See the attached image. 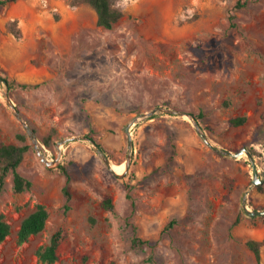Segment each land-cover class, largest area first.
<instances>
[{
	"label": "rangeland",
	"instance_id": "374dc122",
	"mask_svg": "<svg viewBox=\"0 0 264 264\" xmlns=\"http://www.w3.org/2000/svg\"><path fill=\"white\" fill-rule=\"evenodd\" d=\"M64 2L77 20L59 22L50 0L0 5V145L27 134L20 171L33 181L16 193L7 179L0 211L12 231L0 264H46L36 251L61 228L52 264H258L250 239L264 264V215L245 208L264 209V0H113L124 15L110 29L89 3ZM5 78L40 86L10 88ZM159 107L193 114L214 145L252 158L213 149L188 115L142 116ZM129 123L122 176L89 139L64 143L59 156L61 139L91 137L123 173ZM38 203L47 225L19 243ZM129 220L149 244H133Z\"/></svg>",
	"mask_w": 264,
	"mask_h": 264
},
{
	"label": "trees",
	"instance_id": "16d2710c",
	"mask_svg": "<svg viewBox=\"0 0 264 264\" xmlns=\"http://www.w3.org/2000/svg\"><path fill=\"white\" fill-rule=\"evenodd\" d=\"M15 0H0V5H7L8 3ZM75 5L80 3H89L97 13V24L105 28H112L124 15V11L114 5L113 0H72ZM238 7V5H236ZM20 34V32H19ZM10 88L17 85L23 88H34L40 86V83H17L14 80L5 78ZM264 119V112L262 114ZM248 117L246 115L239 116L231 119V123L234 125H241L247 121ZM19 139L22 143L14 142H3L0 145V197L6 189L7 179L12 177L13 189L16 193H23L28 191L33 186V181L25 176L20 171V166L24 161L27 152L30 150L31 145L27 142L28 136L26 133H19ZM100 147L104 150L101 144ZM68 176V174H67ZM65 194L67 200L71 198V192L69 187H65ZM129 197L130 194H128ZM105 208L109 210L114 209V203L111 196H106L103 201ZM68 206V205H67ZM50 217V211L46 204L38 203L35 210L22 219L20 228L18 230V241L19 243H24L30 239L32 235L38 234L43 231L47 225L48 219ZM127 224L133 228L132 241L135 246L149 244L148 239L143 238L138 234V226L132 222L128 221ZM174 224V221L168 226ZM168 226L165 229H168ZM12 225L7 218V215L0 211V244L4 242L7 237L11 234ZM65 238V232L61 228L57 230L50 242L46 245L40 246L36 254L39 260L46 264H52L59 260V248ZM248 246L255 253L258 264H261V243L257 240L250 239L247 241Z\"/></svg>",
	"mask_w": 264,
	"mask_h": 264
},
{
	"label": "water",
	"instance_id": "95a60500",
	"mask_svg": "<svg viewBox=\"0 0 264 264\" xmlns=\"http://www.w3.org/2000/svg\"><path fill=\"white\" fill-rule=\"evenodd\" d=\"M1 80H4L3 77L0 76ZM8 101L10 102L11 106L16 108V105L12 102L11 97L8 96ZM158 111H164L167 113H173V114H181V115H188L190 116L194 122H195V126L198 130V132L201 134V136L203 137V139L205 140V142L210 145L213 149L218 150L219 152L225 153L227 155L233 156V157H239L241 154L243 153H248L250 155V157L252 158V155L248 152L247 148L244 147L242 149H240L239 151H232L230 149L227 148H219L216 145H214V143L211 141L210 137L208 136V134L206 132L203 131L201 125L199 124L198 120L194 117L193 114L191 113H185L183 110H179V109H175V108H171V107H159V108H154L153 110L144 113L142 116H151L154 113L158 112ZM16 116L23 122L29 136L32 138L33 142L35 143V146L37 148V150L39 151V153H42L41 149L39 148V140L37 138L36 135V131L28 124V122L23 118L22 114L20 111L16 110ZM131 127H132V123H129L126 125V132L128 134V141H129V147L131 148V151L127 157L126 160V169L123 173H119L117 171H115V169L113 168V163L111 158L109 157V155L100 147L99 143L91 138V137H87V136H67L63 139H61L60 141H58V149H59V156L62 155V148L61 146L64 143H68L74 140H82V139H89L95 146H96V150L98 152V154L101 156V158L103 159V161L105 162V164L107 165V167L115 174H118L120 176L124 175L125 172L128 170L130 164H131V159H132V148H133V143H134V138H133V134L131 131ZM44 160L47 161V163H50L49 160H47L45 157L43 158ZM255 182H257V179H255ZM246 203V199L244 200ZM245 208L246 211L248 212L249 215L251 216H256V215H264V209H249L248 205L245 204Z\"/></svg>",
	"mask_w": 264,
	"mask_h": 264
},
{
	"label": "crops",
	"instance_id": "0c3cea01",
	"mask_svg": "<svg viewBox=\"0 0 264 264\" xmlns=\"http://www.w3.org/2000/svg\"><path fill=\"white\" fill-rule=\"evenodd\" d=\"M50 4L56 15L59 17L58 21L61 23H63L67 17H73L75 20L79 17V12L74 11L72 13L68 4H66L64 0H50Z\"/></svg>",
	"mask_w": 264,
	"mask_h": 264
},
{
	"label": "bare ground",
	"instance_id": "6f19581e",
	"mask_svg": "<svg viewBox=\"0 0 264 264\" xmlns=\"http://www.w3.org/2000/svg\"><path fill=\"white\" fill-rule=\"evenodd\" d=\"M113 168L115 169V171L117 172H122L125 168V164H113Z\"/></svg>",
	"mask_w": 264,
	"mask_h": 264
}]
</instances>
